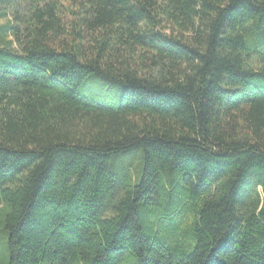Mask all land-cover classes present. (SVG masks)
I'll use <instances>...</instances> for the list:
<instances>
[{"label":"trees","instance_id":"1","mask_svg":"<svg viewBox=\"0 0 264 264\" xmlns=\"http://www.w3.org/2000/svg\"><path fill=\"white\" fill-rule=\"evenodd\" d=\"M4 16L0 264H264V0Z\"/></svg>","mask_w":264,"mask_h":264},{"label":"rangeland","instance_id":"2","mask_svg":"<svg viewBox=\"0 0 264 264\" xmlns=\"http://www.w3.org/2000/svg\"><path fill=\"white\" fill-rule=\"evenodd\" d=\"M9 19L10 17L8 16L1 17L0 26L2 25L5 28ZM82 88L84 89V95L95 102L112 104L117 102L119 98L114 90H109L94 81H85L82 84Z\"/></svg>","mask_w":264,"mask_h":264}]
</instances>
